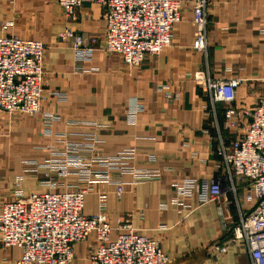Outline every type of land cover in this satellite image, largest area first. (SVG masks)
<instances>
[{
  "label": "crops",
  "instance_id": "1",
  "mask_svg": "<svg viewBox=\"0 0 264 264\" xmlns=\"http://www.w3.org/2000/svg\"><path fill=\"white\" fill-rule=\"evenodd\" d=\"M180 1L181 21L173 27L171 46L129 70L120 54L105 48L104 6L85 3L69 18L57 0H0V34L1 25L11 22L15 35L42 40L47 45L45 90L67 95L64 101L49 97L43 103V110L61 114L53 127L57 136L43 133L40 115L0 114V205L13 199L14 181L27 163L44 162L51 147L65 139L96 138L102 154L135 148L138 167L162 174L159 180L125 185L121 197L115 185L104 183L86 196L84 214L93 215L99 209L98 192H107L113 239L128 222L160 240L169 264H252L244 242L234 238V227L241 210L255 206V198L238 204L230 193L218 202L199 204L193 194L187 198L192 211L183 217L172 202V182L223 173L219 148L236 133L224 127L227 104L213 102L193 76L204 71L217 80L242 78L235 105L253 109L264 79V0H211L206 51L193 47L197 27L192 5ZM67 28L87 43L97 39L91 61H77L70 42L59 38ZM137 104L144 110L135 122L128 121L129 110ZM43 181L44 169L28 175L25 193L45 191ZM96 243L95 233L77 243L72 264H89ZM217 245L227 246V251L220 253ZM21 255L20 248L6 247L0 239V264H17Z\"/></svg>",
  "mask_w": 264,
  "mask_h": 264
},
{
  "label": "built area",
  "instance_id": "2",
  "mask_svg": "<svg viewBox=\"0 0 264 264\" xmlns=\"http://www.w3.org/2000/svg\"><path fill=\"white\" fill-rule=\"evenodd\" d=\"M64 14L75 17L85 3L105 7L107 23L105 48L122 56L129 70L140 67L150 56L159 55L171 46L173 27L181 21L180 0H57ZM197 27L193 47L206 51L208 46V9L211 0H188ZM12 23L1 25L0 34V114L40 115L43 133L58 135L54 124L61 120L56 111L43 110L49 98L64 101L67 95L45 90V56L47 45L42 40L22 38L10 32ZM69 41L77 61H91L98 41L72 28L60 33ZM194 81L207 91L213 102L227 104L224 127L235 131L231 140H222L219 168L223 173L211 178H184L172 182V202L179 215L192 211L187 198L197 194L199 204L218 202L233 193L238 204L255 198L250 211L241 210L234 227L235 239L247 247L252 264H264V79L253 109L235 105L243 79L217 80L204 71L194 73ZM144 107L137 104L128 112L135 122ZM71 120L69 123H76ZM217 128L220 129V127ZM97 139L53 145L42 163L30 162L14 181L13 199L0 205V239L4 246L22 250L17 264H72L75 245L96 234V246L88 256L89 264H169L171 259L160 240L140 232L131 223L122 224V232L112 238L113 227L107 209V192L99 193V209L85 215L86 196L97 183L116 186L121 197L125 185L159 180V170L136 165L138 149H127L113 155L99 151ZM154 160L153 154H148ZM44 169L42 192L25 193L23 183L28 175ZM128 177L130 179H128ZM243 185L246 191H240ZM163 209L167 203H163ZM220 253L227 246L217 245Z\"/></svg>",
  "mask_w": 264,
  "mask_h": 264
}]
</instances>
